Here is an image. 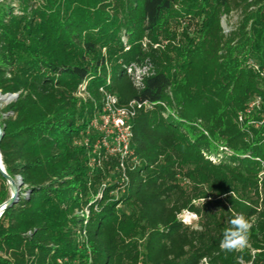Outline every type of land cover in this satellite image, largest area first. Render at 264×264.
I'll list each match as a JSON object with an SVG mask.
<instances>
[{"label": "trees", "instance_id": "obj_1", "mask_svg": "<svg viewBox=\"0 0 264 264\" xmlns=\"http://www.w3.org/2000/svg\"><path fill=\"white\" fill-rule=\"evenodd\" d=\"M263 70L264 0H2L0 154L21 185L0 264H264L260 109L238 122ZM104 93L150 104L124 156L93 126ZM233 213L250 246L225 252Z\"/></svg>", "mask_w": 264, "mask_h": 264}, {"label": "built area", "instance_id": "obj_2", "mask_svg": "<svg viewBox=\"0 0 264 264\" xmlns=\"http://www.w3.org/2000/svg\"><path fill=\"white\" fill-rule=\"evenodd\" d=\"M136 68L135 65H130L127 68V72L130 74L132 73V69ZM142 73H144L142 71ZM134 75V74H133ZM264 77V70L262 73ZM134 79L136 83L139 85L141 81L140 74L134 75ZM108 82V80H107ZM86 82H83L79 85V91L76 93L79 97H84L87 95L86 93ZM103 91L102 89H100ZM16 94H11L10 99H14ZM144 107H150V104H147L146 102L140 103L138 101H130L126 106H118L117 105V99L114 95L104 93V99H103V108L102 112L99 116V121L94 120L93 126L99 127L101 130L105 129L106 127V133L107 135L113 133L112 136H110L111 144L108 145V141H103V145L106 147H110L111 152H121L122 156L127 154L128 151V143L132 136V130H131V120L136 115L137 109ZM256 109H260V121L253 122L250 121V123H253L255 127H257L259 124L264 123V100L258 96L254 100H252L248 106L244 109L243 112L239 113L238 115V122L240 124L243 123L245 117L252 115L253 112H255ZM101 122V123H99ZM264 164V162H263ZM264 174V172H262ZM254 253V250H251V254ZM241 264H246L240 260ZM205 264V261L204 263ZM250 264V263H248Z\"/></svg>", "mask_w": 264, "mask_h": 264}, {"label": "clouds", "instance_id": "obj_3", "mask_svg": "<svg viewBox=\"0 0 264 264\" xmlns=\"http://www.w3.org/2000/svg\"><path fill=\"white\" fill-rule=\"evenodd\" d=\"M234 194L231 192V196ZM4 207L0 206V215ZM229 226L224 229L220 240V248L225 252H240L250 246L249 234L252 227L249 219L242 213H233L228 221ZM200 230H203L200 228ZM242 258L238 257V264Z\"/></svg>", "mask_w": 264, "mask_h": 264}, {"label": "water", "instance_id": "obj_4", "mask_svg": "<svg viewBox=\"0 0 264 264\" xmlns=\"http://www.w3.org/2000/svg\"><path fill=\"white\" fill-rule=\"evenodd\" d=\"M2 0H0L1 2ZM10 95H1L0 94V100H9L10 99ZM16 96V95H15ZM2 137V129L0 127V139ZM0 175L3 177V179L5 180L7 186H8V190H9V197L0 204V206L4 207L3 212L10 206H12L15 202V199L19 193V189H20V185H21V179L19 176H16L15 178H12L6 171L4 168V165L2 163V159H1V154H0ZM1 216V215H0Z\"/></svg>", "mask_w": 264, "mask_h": 264}, {"label": "rangeland", "instance_id": "obj_5", "mask_svg": "<svg viewBox=\"0 0 264 264\" xmlns=\"http://www.w3.org/2000/svg\"><path fill=\"white\" fill-rule=\"evenodd\" d=\"M235 20H236V15L235 14H232L229 18L228 17L222 18L221 24H222V26L224 28V31H227L229 29V27H230V24L233 23ZM132 73L134 75L140 74V73H142V69H139L138 67L133 68L132 69ZM10 100L11 99H9V100H0V110ZM221 156H222L221 154L220 155H215V156H212V158H213L214 161H218V159L221 158ZM7 189H8V187H7ZM179 218L181 220H183L184 222H186V223H192V222H194L196 220V217L193 214H191V213H189L187 211L182 212L179 215Z\"/></svg>", "mask_w": 264, "mask_h": 264}]
</instances>
